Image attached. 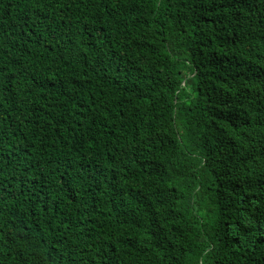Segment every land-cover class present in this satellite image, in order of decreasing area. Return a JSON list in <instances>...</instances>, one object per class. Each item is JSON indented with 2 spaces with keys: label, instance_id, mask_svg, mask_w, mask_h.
I'll return each instance as SVG.
<instances>
[{
  "label": "trees",
  "instance_id": "16d2710c",
  "mask_svg": "<svg viewBox=\"0 0 264 264\" xmlns=\"http://www.w3.org/2000/svg\"><path fill=\"white\" fill-rule=\"evenodd\" d=\"M0 264H264V0H0Z\"/></svg>",
  "mask_w": 264,
  "mask_h": 264
}]
</instances>
